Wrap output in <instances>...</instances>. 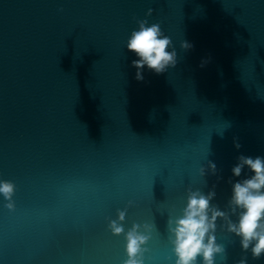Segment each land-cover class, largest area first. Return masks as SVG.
<instances>
[{"label":"water","instance_id":"95a60500","mask_svg":"<svg viewBox=\"0 0 264 264\" xmlns=\"http://www.w3.org/2000/svg\"><path fill=\"white\" fill-rule=\"evenodd\" d=\"M153 23L171 38L176 67L159 75L145 67L137 80L128 53L15 192V211L0 208V264H122L124 237L107 223L129 201L126 231L152 218L158 229L145 264H174L166 223L180 215L186 189L215 185L213 204L224 210L229 180L250 175L232 176L237 157L264 156V0H171ZM209 161L217 173L201 177ZM220 223L226 264L245 255L264 264Z\"/></svg>","mask_w":264,"mask_h":264},{"label":"clouds","instance_id":"9594fccd","mask_svg":"<svg viewBox=\"0 0 264 264\" xmlns=\"http://www.w3.org/2000/svg\"><path fill=\"white\" fill-rule=\"evenodd\" d=\"M62 11V9H61ZM149 9L146 15L152 14ZM138 28L133 30L127 39L126 48L137 58L131 66L136 69L135 78L143 80L145 67L155 74H163L169 68H175L178 62L177 52L171 38L164 34L159 23L149 25L147 19L137 20ZM181 49L187 51L192 45L182 40ZM203 63L201 64V67ZM239 150L241 144L234 142ZM247 169L250 175L242 179H231V195L226 209L213 204L216 197L215 185L207 193L200 188L186 189V202L180 215L168 214L166 223L167 242L170 245L174 264H226L227 249L217 240L218 222L227 233L239 239L243 253L250 252L253 260L264 258V156L237 157L232 167V176L242 177ZM211 172L216 175L217 166L209 161L207 166L199 168V175L204 177ZM16 185L11 180H0V196L6 201L5 207L15 211L13 197ZM129 201L127 207H132ZM127 207L117 209L116 218L108 219L107 228L114 236L124 237L125 259L122 264H145L146 253L154 232H158L154 218L143 223H133L125 230ZM235 217V219H233ZM236 264H248L247 255Z\"/></svg>","mask_w":264,"mask_h":264}]
</instances>
